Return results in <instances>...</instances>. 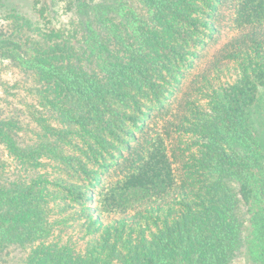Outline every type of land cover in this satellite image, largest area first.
<instances>
[{
    "label": "trees",
    "instance_id": "trees-1",
    "mask_svg": "<svg viewBox=\"0 0 264 264\" xmlns=\"http://www.w3.org/2000/svg\"><path fill=\"white\" fill-rule=\"evenodd\" d=\"M30 1L0 0L41 114H0V264H264V0Z\"/></svg>",
    "mask_w": 264,
    "mask_h": 264
},
{
    "label": "rangeland",
    "instance_id": "rangeland-1",
    "mask_svg": "<svg viewBox=\"0 0 264 264\" xmlns=\"http://www.w3.org/2000/svg\"><path fill=\"white\" fill-rule=\"evenodd\" d=\"M15 1H18V0H15ZM19 1H20V5L24 9V11L29 12L31 14L32 10L30 7H31L32 1H30V0H19ZM222 26H223V34H222L221 43L217 44V45L212 44L208 48L203 50V52L201 53V55H202L201 59L198 62V68L196 70L197 73L201 70L203 71L206 68H208L206 66L210 64V61L211 62L214 61L215 54L222 48L224 43H226L228 41V39L235 33L234 30L231 29V26H230L229 14L226 15L224 22H222ZM234 67H235V64H232L229 69L225 70V71H227V73H225L226 74L225 79H231L232 75L235 74ZM5 77L8 80H10L11 84H14L16 82L18 75L16 77H13V74H10V75H6ZM190 78H191V75H190L189 79ZM188 82H189V80L185 81V85H184L185 88L188 86V84H189ZM189 86H190V84H189ZM189 86L187 87V90H188ZM191 87L189 88V92L191 90ZM5 88L6 87L0 86V114L11 115L13 112H15V109H18V110L22 109L23 111H27V112L31 111L32 113H34V115L36 117L41 116L40 113L35 112L36 109L32 108L30 110V108L25 105L26 103H33L32 98L31 99L28 98V96H27L28 94L25 90H23L21 87L18 89H14V88L10 89V87H7L9 90H11V93H15V94H12L11 96H8L7 89H5ZM27 114H29V113H27ZM236 264H250V263H248L245 260V258L241 257L240 259L237 260Z\"/></svg>",
    "mask_w": 264,
    "mask_h": 264
}]
</instances>
